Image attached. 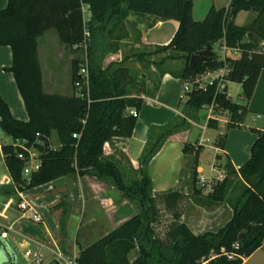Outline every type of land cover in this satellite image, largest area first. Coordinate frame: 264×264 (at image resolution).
<instances>
[{"label":"trees","instance_id":"16d2710c","mask_svg":"<svg viewBox=\"0 0 264 264\" xmlns=\"http://www.w3.org/2000/svg\"><path fill=\"white\" fill-rule=\"evenodd\" d=\"M195 0H9L0 10V45L12 49V65L5 68L13 73L23 97L29 120L13 116L8 103L0 95V128L13 140L4 142L2 151L13 181L20 190L31 189L61 177L93 175L113 184L123 197L136 204L138 213L115 229L80 249L81 264H243L264 244V127L255 140L248 161L214 185L206 197L197 185L194 172V196L204 201H227L233 213L221 228L196 234L181 221L180 205L186 195L179 191L154 193L147 171L149 161L164 142L188 128L185 118L154 128L136 170L123 165L131 161L120 151L108 154L106 143L114 145L117 138L133 135L138 116L128 112L141 109L143 99L129 91L137 80L126 65H104L105 56L119 49L115 39L130 12L152 14L162 19H176L180 25L172 40L152 51L137 50L133 57L145 68L151 65L165 70V65L178 58L185 59L181 76L190 81L198 75L215 71L228 64L227 78L240 83L242 95L250 100L264 68V0H231L229 9L212 6L206 17H193ZM85 8L90 17L85 16ZM228 11V12H227ZM250 11L253 19L246 25L236 23L237 15ZM228 13V14H226ZM54 29L60 41L70 48L84 51V57L72 60L71 95L48 93L44 89L39 60V38ZM247 39V41H245ZM239 48L241 56L226 61L215 51L217 43ZM212 45V56L196 67L189 65L190 56ZM169 52L161 59L154 56ZM88 60L89 83L80 74L81 65ZM79 83V85H78ZM213 105L214 112L227 114V127L243 122L247 105L233 101L226 93L195 88L186 101L187 111L194 113ZM208 127L218 129L216 118ZM53 132L59 146L46 152L42 137L49 140ZM75 134L77 136H75ZM225 134H219L216 146L224 148ZM26 148L41 150V167L29 177L23 175L25 160L18 154ZM216 159H222L221 154ZM199 202L203 199L197 198ZM161 205L173 211L172 221L159 231ZM232 255V256H230Z\"/></svg>","mask_w":264,"mask_h":264},{"label":"crops","instance_id":"0c3cea01","mask_svg":"<svg viewBox=\"0 0 264 264\" xmlns=\"http://www.w3.org/2000/svg\"><path fill=\"white\" fill-rule=\"evenodd\" d=\"M8 3L9 0H0V10L6 8ZM230 3L231 0H195L193 17L201 21L212 6L227 10ZM253 17L254 14L250 11H242L235 21L239 25H246ZM179 25L176 19H162L152 14L130 12L120 30L115 33V41L135 49L152 51L156 47L167 45ZM124 46L105 56V67L123 61ZM219 58L224 60L221 55ZM70 59L72 61L73 57ZM11 65V47L0 45V95L8 103L15 118L27 121L29 114L15 77L12 72L5 69ZM184 66V58L168 62L164 66V71L155 65L145 69L140 62H134L132 75L136 76L137 73L139 75L136 76L137 80L129 93L131 96L143 99L137 124L131 137L117 138L114 145L106 149L108 154H117L120 151L131 161L128 163L122 159L123 165L138 170L141 167V157L145 147L151 139L153 127H162L177 118H185L189 123L188 128L177 132L164 142L149 161L147 171L154 193L179 191L186 195L185 201H190L191 210L190 213L188 211L182 213L181 221L187 223L194 233L201 234L207 230L223 227L232 214H226L227 208L224 207V202L210 207L203 197L194 196V172L197 173V178L201 174L206 175L201 166V155L206 142L209 141L213 142L215 149L209 174L223 172L226 175L228 171H239L248 161L252 146L264 127V68L261 70L250 100L246 101L241 94L243 101L239 103L246 104L249 110L246 117L243 122L228 128L227 114L216 113L215 116L210 113V109L206 112L195 111L199 112V115L187 111V100L181 98L184 84L181 73ZM232 83L242 89L240 83ZM131 110L132 108L128 112L131 113ZM212 117L218 119V129L208 127V120ZM212 130L215 131L213 136L209 135V131ZM219 134L226 135L224 148L215 144ZM0 142L3 143L1 140ZM11 142H13L12 138L7 143ZM218 153L222 155L220 160L216 159ZM0 158L9 172L2 146H0ZM214 165L220 168L213 169ZM69 178L74 180L73 198L68 196L66 177L27 190H20L13 181L11 184L14 185V191L0 196L2 205L0 226H13L7 239L0 236V251L6 255V258L12 252L17 256L14 246L18 244L25 248V252L30 250L39 253L46 264L54 259H57L59 264H68L67 261L78 255L80 249L88 247L138 213L136 204L129 198L123 197L110 182L93 175L75 174ZM11 180L10 173L0 175V184L8 185ZM22 196L36 206L43 219L41 222H35L24 215L19 207V203L23 200ZM14 197L18 199L17 210L10 214ZM197 198L203 201L199 202ZM225 204L233 213L227 201ZM99 231L103 232L97 235ZM11 236L15 243L9 240ZM60 253L62 256L59 255ZM26 258L29 259L28 264H37L32 257ZM243 264H264V244L250 256L245 257Z\"/></svg>","mask_w":264,"mask_h":264},{"label":"rangeland","instance_id":"374dc122","mask_svg":"<svg viewBox=\"0 0 264 264\" xmlns=\"http://www.w3.org/2000/svg\"><path fill=\"white\" fill-rule=\"evenodd\" d=\"M90 12L88 11L87 8H85V16L87 18L90 17ZM109 39V46H115L117 45L115 39ZM124 46L119 44V47ZM123 51L124 59L128 57V60L126 62V65L129 66L130 69H132V66L135 61H137L133 57V53L137 50L141 49H135L133 47H129L125 45ZM217 46H215V51H216ZM142 51H147V50H142ZM169 52H161L154 57L156 59H161V57H164V55H167ZM219 55L222 56V53H219ZM70 57H84V51L81 49H77L76 47L70 48V46H65L62 44L60 41L57 32L54 29L48 30L43 36L39 38V59L41 62V65L43 67V82H44V89L48 93H54L58 95H71L74 92V87L72 83V61ZM131 58V59H130ZM144 67V66H143ZM145 68V67H144ZM148 69V68H145ZM133 70V69H132ZM135 71V70H134ZM148 72V71H147ZM138 73L136 76L138 77ZM229 95L235 102H240L243 101L242 99V89L235 83H230L229 84ZM208 106L204 107L203 109L199 110L200 112H206L208 111ZM195 115H199V112H195ZM227 131V129H225ZM215 134V131H209V135L213 136ZM0 140L4 142H8L11 140V137L8 136L6 133H4L1 128H0ZM44 145V143L42 142ZM50 145L52 148H56L59 146V138L56 132H53L52 137L50 138ZM34 151L36 154L41 157V150L39 148H34ZM215 154V149H214V144L212 141L206 142V147L204 148L202 155H201V166L204 169V173L206 175H211L213 177H216L220 174H209L210 173V164L213 163L214 161V155ZM246 163V162H245ZM215 168L218 169L220 168L215 165ZM223 174V172H220ZM233 173L232 171H228V175ZM1 174H9V172L6 170L5 165L1 161L0 158V175ZM225 175V174H223ZM227 175V174H226ZM12 178V176H11ZM13 182V179L11 180L10 184H0V196H5L6 193H10L14 191V185L11 184ZM204 197L207 196L205 192L202 193ZM18 199L17 198H12V209L10 211L11 213H15L17 210L16 204H17ZM205 202L208 203V205L211 207L214 204H219L213 201H207ZM226 210V214L231 215L232 211L230 208H228L225 204V201L223 203ZM2 208V205L0 204V210ZM180 209H182V213L184 212H189L190 209V201L184 199V202L180 205ZM173 211H169L168 209H164V206L161 205V218L158 223V229L159 231H164L167 227V225L172 221V214ZM137 214V213H136ZM182 220V218H181ZM188 221V219H187ZM221 228V227H220ZM86 229V228H84ZM103 232V231H102ZM101 231L97 233V235L102 234ZM99 238V237H98ZM12 243H15L12 240V236L9 239ZM15 252L18 257V262L19 264H28L29 259L24 256L25 248L20 247L18 244H15L14 246Z\"/></svg>","mask_w":264,"mask_h":264},{"label":"built area","instance_id":"2783aa9c","mask_svg":"<svg viewBox=\"0 0 264 264\" xmlns=\"http://www.w3.org/2000/svg\"><path fill=\"white\" fill-rule=\"evenodd\" d=\"M216 46H217L216 52L218 54L222 53V57H224V61H226L228 57L236 59L241 56L240 49L228 46L225 40H222L221 42L217 43ZM262 48L264 49V42L262 43ZM228 73H229V67H228V64L225 62V65H223L222 67H220L219 69L215 71H211L204 75H198L195 78L191 79L190 81H184L181 98L187 100L195 88L203 90V91H207L210 87H215L216 93L222 92L230 96L229 91H228V86L232 82L227 78ZM80 74L84 79V83L88 84L89 83V67H88L87 58H85V62L81 65ZM208 108L210 109V113L216 116V113L214 112V106L209 105ZM131 114L134 116H138L139 110L136 108H132ZM75 136L77 135L75 134ZM2 144L3 143L0 142V146H2ZM109 146H110V143L107 142L106 148H108ZM23 147L28 152V155L22 152V153H19L18 156L19 158L25 160L23 175L25 177H29L33 172H36L40 169L42 161H41V157H39L34 151V148L28 149L25 146ZM213 169H215V165L213 166ZM224 177L225 175L221 173L220 175L216 177H213L211 175L201 174L199 175L197 179V185L199 188L203 190V192H205L206 194H209L210 192L213 191L214 185L218 181L223 180ZM22 199L23 200L19 203V207L23 210L24 215L34 220L35 222H41L43 219H42L41 214L38 212L36 206L28 199L23 198V196H22ZM11 229H13V226H8V227L0 226V236L4 239H7L9 237V231ZM59 255L62 256V253H60ZM25 256L32 257L33 261H35L37 264H46L43 262V258L39 253H33L32 251L27 250L25 252ZM77 257L78 255L73 256L70 260L67 261V263L68 264H81L79 261H77ZM202 264H206V261H204Z\"/></svg>","mask_w":264,"mask_h":264},{"label":"water","instance_id":"95a60500","mask_svg":"<svg viewBox=\"0 0 264 264\" xmlns=\"http://www.w3.org/2000/svg\"><path fill=\"white\" fill-rule=\"evenodd\" d=\"M245 41H247V39H245ZM211 56H212V45L209 44L205 49L198 51L197 53L192 54L190 56L189 65L191 67H196L200 62L210 60ZM41 139L44 143L45 151L48 152L51 149L49 139L47 137H42ZM66 179H67L68 196L70 198H73L74 180L70 179L69 176H66ZM10 254L12 255L11 262H9L8 259L6 258V255L0 251V264H19L17 256L13 252ZM48 264H59V261L57 259H54Z\"/></svg>","mask_w":264,"mask_h":264},{"label":"flooded vegetation","instance_id":"af4514ba","mask_svg":"<svg viewBox=\"0 0 264 264\" xmlns=\"http://www.w3.org/2000/svg\"><path fill=\"white\" fill-rule=\"evenodd\" d=\"M7 259H8L9 262H11L12 261V255L11 254L8 255Z\"/></svg>","mask_w":264,"mask_h":264}]
</instances>
